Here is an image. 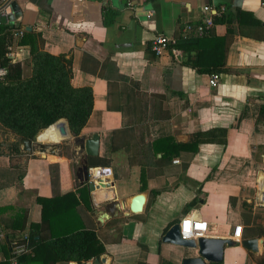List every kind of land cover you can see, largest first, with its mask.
Masks as SVG:
<instances>
[{"label":"crops","instance_id":"obj_1","mask_svg":"<svg viewBox=\"0 0 264 264\" xmlns=\"http://www.w3.org/2000/svg\"><path fill=\"white\" fill-rule=\"evenodd\" d=\"M15 1L22 16L3 25L6 57L22 63L29 56V47L18 44L19 30L38 36L41 51L70 60V84L91 89L93 108L80 134L70 133L54 154L24 153L20 139L0 126L6 132L0 134V208H11L0 220L23 211L28 232L43 216L51 222L44 239L91 230L104 246L105 264H182L198 257L197 250L161 238L191 216L207 223L203 238L236 242L224 247L223 264H259L264 243L258 255L240 243L264 240V205L258 201L264 189V0ZM205 6L225 7L228 22L178 49L188 40L181 38L184 25L200 22ZM157 35L176 38L179 55L156 57L151 41ZM196 59L217 71V88L208 84L213 72L186 65ZM223 129L225 144L181 149L170 160L157 153L152 165L141 166L152 141L170 137L186 145L198 133ZM94 134L99 143L97 156L88 158L96 186L91 191L76 178L80 157L73 139ZM39 138L42 143L47 135L31 142ZM140 194L142 210L131 213ZM112 202L118 204L114 215L102 218Z\"/></svg>","mask_w":264,"mask_h":264},{"label":"trees","instance_id":"obj_2","mask_svg":"<svg viewBox=\"0 0 264 264\" xmlns=\"http://www.w3.org/2000/svg\"><path fill=\"white\" fill-rule=\"evenodd\" d=\"M227 15L214 18L215 25L225 24ZM228 22V21H227ZM6 26L0 25V67L7 70L6 77L0 81V126L19 139L33 141L38 134L45 131L57 121H67L70 133L78 136L86 125L93 108V95L90 88H74L70 84L72 70L69 59L64 56L54 57L39 49V37L24 31L19 45L29 47V56L22 63H12L7 57L5 38L2 36ZM208 36L202 37L209 38ZM200 38L181 40L178 49L184 45L198 44ZM192 63V62H191ZM200 73L213 72L208 67H201L197 59L194 65ZM28 71V73H27ZM227 130H212L198 133L186 145L176 144L166 137L148 143L146 160L141 166H150V157L156 158L161 153V160L171 159L181 149L197 150L202 143H226ZM218 136V137H215ZM40 137V136H39ZM15 151H17L15 149ZM108 166L109 160L102 161ZM43 203L44 199H37ZM9 207L0 208V214L7 212ZM26 213L14 212L0 220L6 240L0 243V253L3 260L0 264H9V242L14 237L24 233ZM50 220L42 216L39 224H30L27 232L31 251L19 257V264H51L76 262L83 264L104 254L103 244L91 230H75L62 235L50 234V239H44L43 228L50 229ZM143 264V263H138ZM167 264V263H166ZM259 264H264V257Z\"/></svg>","mask_w":264,"mask_h":264},{"label":"water","instance_id":"obj_3","mask_svg":"<svg viewBox=\"0 0 264 264\" xmlns=\"http://www.w3.org/2000/svg\"><path fill=\"white\" fill-rule=\"evenodd\" d=\"M22 13L15 0H0V24L6 25L7 23H19L21 21ZM30 30V28H27ZM54 128L58 137L43 141L39 143V139L36 142H31L27 139L21 138L19 145L24 153L32 154L33 152L44 154L46 150H50L51 154L56 153L59 148V144L68 143L71 138L68 124L60 120L53 124L46 130ZM45 130V131H46ZM43 132V131H42ZM41 135V134H40ZM99 137L97 134L92 135L86 139L84 137H75L73 144L75 146L74 153L80 157V161L76 168V178L81 185H88L91 191L96 186L90 181L91 173L89 172L90 167L88 166V158L96 157L98 153ZM97 171L99 169H96ZM99 172V171H98ZM108 180H105L106 183ZM258 201L264 205V189L258 193ZM145 202L144 195L140 194L133 198V205L130 206L131 213H138L142 210V206ZM117 203H108L102 212V218L109 219L114 215L117 209ZM127 215V213H125ZM102 221V220H101ZM163 243L180 246L187 249H196L198 257L183 259L182 264H223L224 262V247H234L236 242L228 239L218 238H199L197 240L184 239L180 235L178 223H174L170 228L163 234L161 238ZM264 240L262 238L256 239H245L240 244L248 252L253 255H258L263 250ZM106 254H102L97 258H94L92 262L85 264H105Z\"/></svg>","mask_w":264,"mask_h":264},{"label":"built area","instance_id":"obj_4","mask_svg":"<svg viewBox=\"0 0 264 264\" xmlns=\"http://www.w3.org/2000/svg\"><path fill=\"white\" fill-rule=\"evenodd\" d=\"M203 17L201 18L200 22L195 25L186 24L184 25L181 31V38L189 39L191 36L195 37H203L208 35L210 31L215 26L214 18L223 15L225 12V7H212V6H205L203 7ZM1 25V24H0ZM24 31L19 30L17 35L21 37ZM176 38L166 37L164 35H157L154 36L151 41V51L156 56L159 57L163 53L167 51H171L174 57L179 55V52L174 49V46L177 44ZM10 61L11 58L9 59ZM7 75V70L4 67H0V81H2ZM219 74L213 73L210 75L208 84L211 88H217L219 84ZM264 160V154H263ZM178 161L175 160L174 163ZM94 169L90 168L89 172L91 173ZM180 235L184 239H192L197 240L199 238H203L208 231L207 223L193 218L191 216H185L178 222ZM6 240L4 235V231L0 226V243H3ZM31 251L30 248V241L27 235V232L20 234L16 238L12 239L9 242V264H19V257L29 253ZM3 260V257L0 253V261ZM227 264V263H224ZM229 264H237V263H229Z\"/></svg>","mask_w":264,"mask_h":264},{"label":"bare ground","instance_id":"obj_5","mask_svg":"<svg viewBox=\"0 0 264 264\" xmlns=\"http://www.w3.org/2000/svg\"><path fill=\"white\" fill-rule=\"evenodd\" d=\"M46 135H47V138L43 141H47V140H50L52 138L54 139L55 137H58V133H56L54 128H51L50 130L43 131V133H41V136H46Z\"/></svg>","mask_w":264,"mask_h":264},{"label":"rangeland","instance_id":"obj_6","mask_svg":"<svg viewBox=\"0 0 264 264\" xmlns=\"http://www.w3.org/2000/svg\"><path fill=\"white\" fill-rule=\"evenodd\" d=\"M27 73H28V71H27ZM2 133H3V134H2ZM41 133H43V132H41ZM41 133H40V134H41ZM0 134H2V137H4V134H6V132H0ZM40 134H39V135H40ZM6 137H7V136H6ZM39 139H40V138H39Z\"/></svg>","mask_w":264,"mask_h":264}]
</instances>
